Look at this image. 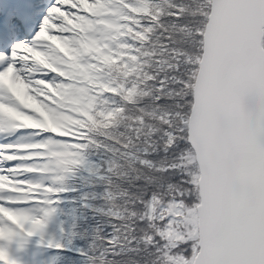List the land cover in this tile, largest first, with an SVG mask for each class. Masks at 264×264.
<instances>
[{
  "label": "snow or ice",
  "instance_id": "snow-or-ice-1",
  "mask_svg": "<svg viewBox=\"0 0 264 264\" xmlns=\"http://www.w3.org/2000/svg\"><path fill=\"white\" fill-rule=\"evenodd\" d=\"M136 11L0 0V264H264V0ZM93 98L130 119L77 167L57 126Z\"/></svg>",
  "mask_w": 264,
  "mask_h": 264
},
{
  "label": "trees",
  "instance_id": "trees-1",
  "mask_svg": "<svg viewBox=\"0 0 264 264\" xmlns=\"http://www.w3.org/2000/svg\"><path fill=\"white\" fill-rule=\"evenodd\" d=\"M141 0H136L135 2H140ZM138 16H143V13L137 11ZM119 20L125 21L121 27L125 29L129 38L133 36L139 37L140 33H133L132 28L128 27V24H131L133 27L138 26V22L132 16L127 17V19H123L120 15ZM155 34V32H153ZM136 58V59H135ZM118 75H120L123 81L130 83L133 85V89L136 88V84L134 80H140L141 83H146V80H141L140 72L142 71V67L139 64V60L135 56L129 55L127 57L126 63H124L119 69L116 70ZM118 91L112 89H105L113 91L114 95H120L121 101L126 104H132L135 102L134 99L129 98L134 95L133 89H128V94L126 95V99H124L123 94L125 93L123 83L118 85ZM102 95V92L100 93ZM136 99H142V97H136ZM97 98L92 99V107L84 109V114L79 117H83V119H78L76 124L74 125V129L72 132L75 133V138L84 140H88L87 145H68V149H78L79 151L69 152V156L72 157V160L75 163V166L79 167L80 160V152H83L88 148H99L101 144L97 143L98 138L104 137V140L101 143L106 144L108 141L112 139H116L119 142V134L117 132L118 126H124L125 119H130V114L128 117L124 116V110L121 108L113 109L111 112H108L107 115L103 111L105 107H111L107 104V101H101L99 106L102 109L101 111H96ZM130 112V110H129ZM86 128V133H81L80 129Z\"/></svg>",
  "mask_w": 264,
  "mask_h": 264
},
{
  "label": "rangeland",
  "instance_id": "rangeland-1",
  "mask_svg": "<svg viewBox=\"0 0 264 264\" xmlns=\"http://www.w3.org/2000/svg\"><path fill=\"white\" fill-rule=\"evenodd\" d=\"M108 1H110V0H106V4L108 3ZM111 6H112V5H111ZM142 6H143V5H142ZM142 6H141V7H142ZM113 7H114V6H113ZM104 15L106 16V18H107L109 21H114V16H115V14H108V12L105 11ZM132 17L135 19V17H138V15H135V16H132ZM152 35L154 36L155 34L152 33ZM135 59H136V58H135ZM127 94H128V91L125 92V93L123 94L124 99H126V95H127ZM67 110H68L69 112H73V115L66 116V118L63 119V120L58 124V126H57V128H58V133H57V134L70 135V136H73V137H74L73 134H70L69 130H70L72 127H74L75 122H76V119H77L76 117H77L78 115H81V114L83 113V112H82L83 109H81V110H79V111H76L74 108L69 107ZM43 130L47 131V130H50V128H44ZM56 155H57L58 158H62V157H63V154H62V153H57ZM68 158H70V157H68Z\"/></svg>",
  "mask_w": 264,
  "mask_h": 264
}]
</instances>
